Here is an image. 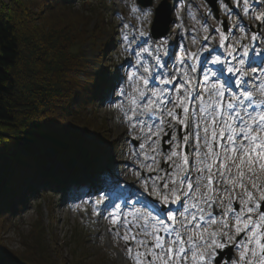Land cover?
<instances>
[{
	"label": "snow or ice",
	"instance_id": "obj_1",
	"mask_svg": "<svg viewBox=\"0 0 264 264\" xmlns=\"http://www.w3.org/2000/svg\"><path fill=\"white\" fill-rule=\"evenodd\" d=\"M242 6L247 15L249 0H242ZM164 7L157 9L158 18ZM139 10L135 5L131 8L134 14ZM150 14L146 11L144 18ZM255 19L264 23V13ZM214 31L220 36L218 46L224 48L228 36L219 28ZM139 35L146 34L139 31ZM258 35L264 33L253 34L251 41H257ZM212 51L205 45L182 56L170 74L158 73L163 77L158 84L174 87H150L154 71L139 56L142 73L137 69L127 76L131 91L120 86L119 77L110 86L109 94L122 98L116 107L123 112L129 133L139 129L133 138L142 141L137 152L143 158L140 168L157 173L142 177L135 172L155 202L137 193L124 207L105 206V218L112 225L109 231L124 241L134 264H264V61L259 67L249 62L246 70L249 46L242 45L237 54L229 44L224 59L212 55L203 62L217 68L204 67L200 55ZM251 51L264 57V51ZM163 67L157 57L156 68ZM165 136L170 148L163 152L166 167L160 168ZM92 203L99 215L104 197Z\"/></svg>",
	"mask_w": 264,
	"mask_h": 264
},
{
	"label": "trees",
	"instance_id": "obj_2",
	"mask_svg": "<svg viewBox=\"0 0 264 264\" xmlns=\"http://www.w3.org/2000/svg\"><path fill=\"white\" fill-rule=\"evenodd\" d=\"M75 2L9 0L0 8V264L88 260L82 249L89 230L71 229L68 261L54 230L53 197L41 195L48 183L64 181L63 169L72 175L83 171L82 165L97 169L116 145L97 111L109 83L105 53L113 35L100 44V68H92L78 52L86 42L104 38L115 24L99 0ZM34 195L45 198L49 222L38 202L37 219L24 230L17 218ZM13 227L19 250L10 249L4 237Z\"/></svg>",
	"mask_w": 264,
	"mask_h": 264
},
{
	"label": "rangeland",
	"instance_id": "obj_3",
	"mask_svg": "<svg viewBox=\"0 0 264 264\" xmlns=\"http://www.w3.org/2000/svg\"><path fill=\"white\" fill-rule=\"evenodd\" d=\"M161 0H158V2ZM107 3L114 4L115 7L111 10L115 18L116 22L120 24V33L121 37L119 38L118 46H116V50L121 53V57H130V59L135 60L138 55L139 49L136 52L132 53L130 51L133 39L128 38L127 41L124 40L122 36V28L127 31H132L133 27L132 23L139 21V31H143L144 33L149 32V22L152 19V15L150 14L146 19L144 15H141L139 12L132 13L131 8L135 5V0H105ZM157 2V1H156ZM157 2V3H158ZM3 3H9V0H2L0 3V8H2ZM176 2H174V7L176 6ZM136 6V5H135ZM113 14L108 13V17H114ZM241 14V13H240ZM126 17L124 22L121 21L120 17ZM174 23L173 27H175V21H178V12L173 14ZM256 24V19L254 21ZM123 24H127L128 27H122ZM94 25V24H93ZM177 25L176 34L179 37L181 35L180 29ZM122 27V28H121ZM105 33V32H104ZM107 35V32L105 33ZM147 35V34H146ZM193 36V35H192ZM234 40H237V37H234ZM103 39H99L97 42L88 41L85 44L81 45L78 49V52L81 53L90 63L92 68L101 67V63L97 60V56L100 51V43ZM168 44V43H167ZM142 49V47L140 48ZM114 51V49H113ZM106 58L112 57V54L109 56H105ZM116 58L113 57L112 60ZM111 59V58H110ZM128 62H124L126 67ZM126 69V68H125ZM133 70L126 69L122 71L121 75L117 74L119 78L120 86L127 88L131 91V88L126 84L127 76ZM117 83V80H116ZM126 85V86H125ZM118 94H115L112 98L111 102L104 103L102 102L98 108L100 120L105 122L107 125V132H109V136H111V141L116 143V149L118 151V155L116 156L118 160L116 161V166L118 167L117 176L122 178L121 184H125L126 180H131L135 182L137 185L141 184L137 179L135 172H139L140 161L135 156V146H139L142 142L141 140L134 139L133 136L139 135V129H134L131 133H129V128L127 122L125 121L123 112H121L116 105L121 104L120 98H115ZM89 138H93V134H89ZM135 143V144H134ZM134 144V146H133ZM147 163H151L148 161ZM57 207L55 211L54 218V230L59 236L58 243L63 244L64 246V255L70 260V246L68 244L67 235L70 233L71 229L76 225L83 224L86 222L92 227L87 228L89 230V238L88 244L85 249H82L85 256L88 257L86 264H134L132 259H129L125 250V244L122 239H118L113 232L109 231L112 227L109 219L105 218V209L102 211L99 210V215L94 211L95 206L93 204L88 203L86 200L78 203V204H66V201L63 198L56 197ZM43 201V200H42ZM44 207V221L47 224L49 222L47 207ZM24 218H18L21 224V228L24 230H28L32 221L37 219L36 214V206H32L29 209L24 211L22 215ZM23 219V220H22ZM119 227V225H117ZM98 232L96 236L93 234ZM121 234H123V229H121ZM99 235V237H98ZM6 239V243H8L10 249L19 250L20 248V237L16 228H12L10 231L4 234ZM66 241V243H64ZM131 243V241L129 242ZM135 251V249H134ZM69 262H67L68 264Z\"/></svg>",
	"mask_w": 264,
	"mask_h": 264
},
{
	"label": "water",
	"instance_id": "obj_4",
	"mask_svg": "<svg viewBox=\"0 0 264 264\" xmlns=\"http://www.w3.org/2000/svg\"><path fill=\"white\" fill-rule=\"evenodd\" d=\"M140 1L142 2V0H140ZM143 2H146L147 4H150V3H151L150 0H148V1H143Z\"/></svg>",
	"mask_w": 264,
	"mask_h": 264
}]
</instances>
